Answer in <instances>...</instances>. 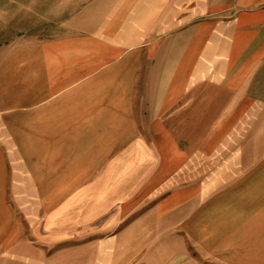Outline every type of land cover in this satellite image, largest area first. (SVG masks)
Returning a JSON list of instances; mask_svg holds the SVG:
<instances>
[{
    "label": "crops",
    "instance_id": "1",
    "mask_svg": "<svg viewBox=\"0 0 264 264\" xmlns=\"http://www.w3.org/2000/svg\"><path fill=\"white\" fill-rule=\"evenodd\" d=\"M41 207L140 264H264V0H0V264Z\"/></svg>",
    "mask_w": 264,
    "mask_h": 264
},
{
    "label": "rangeland",
    "instance_id": "2",
    "mask_svg": "<svg viewBox=\"0 0 264 264\" xmlns=\"http://www.w3.org/2000/svg\"><path fill=\"white\" fill-rule=\"evenodd\" d=\"M46 207L40 208V215L34 221L25 212L24 221V264H140L144 254L141 252L128 254V246L134 247V240L121 238L112 244L115 239L113 235L127 224H120L113 232L100 231L104 218L89 222L87 234L79 226H72L65 233L57 232L55 236L46 233L44 228ZM111 242V251L115 253H104L107 250L106 242ZM115 241V240H114ZM137 241V240H136ZM115 245V249L112 247ZM110 247V245H109ZM135 249V248H134ZM133 251V249H132Z\"/></svg>",
    "mask_w": 264,
    "mask_h": 264
}]
</instances>
